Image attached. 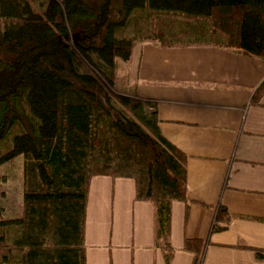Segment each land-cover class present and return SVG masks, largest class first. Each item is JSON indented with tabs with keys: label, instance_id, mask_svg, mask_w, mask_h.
<instances>
[{
	"label": "trees",
	"instance_id": "1",
	"mask_svg": "<svg viewBox=\"0 0 264 264\" xmlns=\"http://www.w3.org/2000/svg\"><path fill=\"white\" fill-rule=\"evenodd\" d=\"M140 18L150 20L144 32ZM147 41L264 59V0H0V166L23 157L21 212L0 218V264H86L96 175L134 179L170 264L171 203L187 201L186 156L148 104L110 90L130 79L124 65ZM263 94L264 78L251 104L263 105ZM229 223L219 207L212 230ZM201 244L184 240L192 264H201Z\"/></svg>",
	"mask_w": 264,
	"mask_h": 264
},
{
	"label": "crops",
	"instance_id": "2",
	"mask_svg": "<svg viewBox=\"0 0 264 264\" xmlns=\"http://www.w3.org/2000/svg\"><path fill=\"white\" fill-rule=\"evenodd\" d=\"M264 59L216 46H135L131 94L155 112L160 133L186 156L187 201L171 203L170 264H264ZM219 207L230 223L213 231ZM154 207L135 199L132 178L90 180L86 264H166L155 245ZM257 251H261L258 254Z\"/></svg>",
	"mask_w": 264,
	"mask_h": 264
},
{
	"label": "rangeland",
	"instance_id": "3",
	"mask_svg": "<svg viewBox=\"0 0 264 264\" xmlns=\"http://www.w3.org/2000/svg\"><path fill=\"white\" fill-rule=\"evenodd\" d=\"M60 3L61 0H56ZM140 18L138 20V30L145 31V25L150 20H144ZM129 32V30H128ZM147 34V33H144ZM143 34V35H144ZM148 42V41H147ZM69 46L75 49L73 41H68ZM119 61V60H118ZM83 69L94 74V70L83 61ZM131 61L124 65V70L129 73L130 77ZM110 90L116 94H124L130 97L136 98L131 94L130 79L125 78L123 83L110 87ZM22 165L23 157L21 155L16 156L12 161L0 166V218L6 219L18 216L21 212L22 205Z\"/></svg>",
	"mask_w": 264,
	"mask_h": 264
}]
</instances>
